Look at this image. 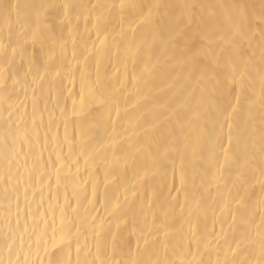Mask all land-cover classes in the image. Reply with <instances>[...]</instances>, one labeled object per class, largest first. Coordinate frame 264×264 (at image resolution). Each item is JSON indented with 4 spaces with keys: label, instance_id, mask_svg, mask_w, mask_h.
<instances>
[{
    "label": "bare ground",
    "instance_id": "bare-ground-1",
    "mask_svg": "<svg viewBox=\"0 0 264 264\" xmlns=\"http://www.w3.org/2000/svg\"><path fill=\"white\" fill-rule=\"evenodd\" d=\"M12 2L56 4L54 14L60 19L67 11V21L55 25L46 50L51 48L54 63L86 68L89 79L81 93L79 73H76L71 83L68 78L63 80V89L58 93L49 90L46 84L41 90L39 82L33 85L29 77L26 83L16 85L10 102L13 107L8 110L6 106L0 107V261L48 264L57 254L67 264H90L94 257H98V264L105 259L129 260L134 257L135 225L145 218L151 225L155 217L156 227H162L167 232L166 239L176 247L158 246L154 255L148 254L152 258L175 264L184 260H194L196 264L200 261L216 264L217 260L221 264L225 260L264 264V176L261 175L264 154L260 152L264 107L259 55L247 93L252 97L251 110L242 101V110L233 113L227 121L232 124L230 151L241 156L242 164L238 171L226 165L222 173H217L214 165L202 166V161L192 159L191 151L183 146L187 128L182 129L188 114L187 102L193 100L199 102L193 103V107L203 114L200 127L206 136L212 133L216 122L223 125L224 117L216 109L217 95L185 62L184 38L178 37L176 43L166 47L168 34L183 28L185 38L206 48L207 42L200 40L199 33L212 25L216 20L214 14L221 11L208 6L234 3L258 6L259 0ZM64 4L78 7L65 10L60 7ZM120 4L160 7L154 10L151 19L131 8L102 7ZM185 5L197 7L186 9ZM188 12L192 13L193 23L185 27ZM202 20L206 23H201ZM253 27L252 48L258 53L259 23L253 22ZM0 31H7L2 18ZM242 48L250 50L248 41L242 42ZM24 63L26 66L27 61ZM12 75L17 78L15 73ZM14 131L18 148L21 139L31 136L33 151L27 157L20 155L12 160L10 155L5 159L3 138L8 134L11 142ZM215 131L225 138L228 134L227 127L222 132L216 127ZM192 139L189 135V142ZM200 145L206 146L204 139ZM24 150L28 151L27 144ZM166 151L169 158L165 160ZM35 155H42L41 171L29 178ZM245 157L247 162L243 163ZM237 199L240 203H233ZM37 208L39 215H34ZM122 209L128 213L123 221ZM244 214L248 219L242 225ZM101 221L106 230L110 228L113 234H122L130 242L131 256L127 249L117 248L113 252L110 245L105 250L103 235L96 236ZM33 227L36 237L47 229L49 236L55 232L57 238L62 228H71L79 245L73 243L63 253L57 248L55 253L45 254L43 246L28 240ZM22 234L31 247H22L19 241L12 244L9 240L10 252L5 240ZM234 234H238V247L233 244ZM160 235L165 238L163 232ZM200 238L204 243L197 252L194 241ZM189 239H193L191 255L187 253ZM97 240L101 245L98 254L94 247Z\"/></svg>",
    "mask_w": 264,
    "mask_h": 264
},
{
    "label": "snow or ice",
    "instance_id": "snow-or-ice-1",
    "mask_svg": "<svg viewBox=\"0 0 264 264\" xmlns=\"http://www.w3.org/2000/svg\"><path fill=\"white\" fill-rule=\"evenodd\" d=\"M61 8L68 10L76 5L64 4ZM95 7V6H94ZM107 8H131L137 10V14L140 16H146L151 19L154 15V10L158 9L160 5H110L102 6ZM186 9L197 7L195 5H185ZM203 7V6H200ZM211 8H219L221 11L215 13L216 20L212 25H209L199 33V38L202 41L207 42V47H198L195 40L191 38H185L186 33L183 28L178 29L175 32L168 34L166 47L177 42L178 37L183 39V57L185 62L188 63L192 71L199 75L200 79L205 85H210L213 91L217 95L216 109L224 117L225 123L219 125L216 122L213 125V131L210 135H205L204 129L200 127V121L203 117L199 108L193 107V103H199L196 101H189L188 114L186 122L182 123V129L187 128V132L183 135V146L185 149L190 150L192 159H199L202 161V166L214 165L217 173H222L225 166L229 168H236L239 170L242 164L241 156L235 152L230 151L232 148L233 136H232V124L227 121L230 119L233 113H237L242 110L243 103L249 104V110H251L252 97L248 95L250 88V80L252 79V72L256 65L257 55H259L260 71L259 80L262 93V107H264V0H259V5L247 4V3H234L225 5H211ZM56 4L42 3L39 5H29L25 3H13L12 0H0V18H2L7 27V31H0V107H5V110L11 109L13 105L10 103L13 99L14 89L16 85L26 83L31 77L33 85L38 84L41 90H43L46 84L49 90H56L58 93L63 89V80L71 78L74 74L79 73L81 82V93L84 92L85 85L88 83V73L86 68H71L65 67L59 63L53 62L52 50L48 48L46 50L47 40L52 37L53 29L57 23L63 24L67 21L68 13L65 11L64 18L60 19L55 15ZM145 9L147 12L145 13ZM188 23L185 27L193 23L192 13L188 12ZM253 22L259 23V52L252 48V41L255 38V29ZM201 23H206L201 21ZM97 39H99V31H97ZM248 41L249 51H245L242 48V42ZM95 43V42H94ZM103 44V41H100ZM75 57V53H73ZM19 57L20 63L17 64V58ZM204 58L203 60L201 58ZM25 60L27 65L25 66ZM207 60V63L204 62ZM78 63V62H77ZM223 69V71H220ZM15 73V77H13ZM21 73L23 75L21 76ZM59 77V79H57ZM99 77H96L98 82ZM11 81V84L9 83ZM98 90V89H97ZM36 89L33 88V93ZM99 91V90H98ZM83 102V95L80 97ZM106 102V101H102ZM75 104V102H74ZM35 104L33 105V122H35ZM11 117V112H9ZM216 127H220L221 132L224 127H227L228 134L225 137L217 134ZM260 136V152L264 154V127L261 129ZM87 134V133H86ZM13 140L9 142L8 134L3 138V144L5 146L4 158L9 159L10 155L12 160L16 156L24 155L27 157L32 153L31 136H26L19 141V148L16 142V132H12ZM193 137L192 142H189L188 137ZM67 139V136H65ZM201 139L205 140L206 146L201 147ZM236 141L239 144L240 134L237 131ZM28 145V151L25 152V145ZM210 144V147L207 145ZM227 144V147L225 146ZM254 147V145H253ZM167 151L163 159H168ZM42 155H35L33 160L32 170L28 171V177L35 175L41 171ZM246 157L243 158V163H246ZM27 164V159L24 161ZM205 172L207 168L205 167ZM19 172V169H17ZM261 175L264 176V167L261 168ZM27 183V180L25 181ZM184 183V176L181 175V184ZM264 188V185H262ZM27 194V190L25 189ZM107 199V194H106ZM126 199V198H125ZM233 203L239 204L240 200L237 199ZM228 202L225 201V207H228ZM17 207L19 204L17 203ZM27 207V206H26ZM39 207V206H38ZM223 211V209H221ZM231 212V209L229 208ZM34 215H39L37 211ZM128 213L125 210H121L120 219L123 221L127 217ZM233 221L235 217H230ZM247 215L241 216V223L245 225L247 222ZM264 221V216H262ZM19 223V221H18ZM26 223V221H25ZM136 244L134 250V257L129 260H115L109 261L107 259L99 261V264H175L174 261H161L159 259L152 258L149 253L155 254L157 247L167 249L168 247L175 248L176 245L167 238V232L162 227H156L155 217L152 220L151 225L147 218L142 223L136 225ZM119 225H117V228ZM223 229H221L222 231ZM79 231L78 229L76 230ZM161 232H163L164 239L161 238ZM103 235V245L105 250L111 246L113 252L119 248L121 251L128 250V254L131 256L133 249L130 247V242L121 234L119 236L112 233L111 229H105L103 221L100 222V230L96 232V236ZM238 234H234L233 244L238 247L236 243ZM11 240L12 244L17 243L23 247L27 245V241L24 239V235L17 238L8 237L5 240V247L12 251V245L8 243ZM28 240H32L33 244L38 247L43 246L42 250L47 254L48 252H54L59 248V252L63 253L65 248H70L73 243L79 245V239L73 234L71 228L60 230L59 238H57L55 232L51 236L48 235L47 229H44L39 237L35 236V229L33 227L32 234L28 235ZM195 247L197 252L200 250V246L204 243L203 238L195 239ZM143 245V247H141ZM31 247L30 245H27ZM193 246V239H189L187 245V253L191 255V249ZM97 254L101 250L100 241L94 244ZM180 247L183 249L184 245L181 243ZM79 250V249H78ZM234 251V249H233ZM148 257V258H145ZM3 264V261H0ZM9 264H12L11 260ZM19 264V262H18ZM26 264V261L24 262ZM48 264H67L59 258L57 254L55 258L49 260ZM90 264H98V257H94ZM180 264H196L194 260H184ZM200 264H204V261H200ZM208 264H212L211 261ZM216 264H221L219 260ZM223 264H236L235 261L225 260Z\"/></svg>",
    "mask_w": 264,
    "mask_h": 264
}]
</instances>
